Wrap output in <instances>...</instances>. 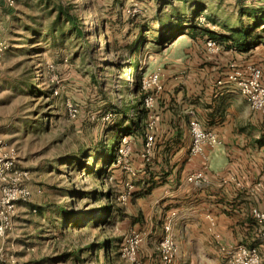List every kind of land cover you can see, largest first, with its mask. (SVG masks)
<instances>
[{"label": "rangeland", "instance_id": "rangeland-1", "mask_svg": "<svg viewBox=\"0 0 264 264\" xmlns=\"http://www.w3.org/2000/svg\"><path fill=\"white\" fill-rule=\"evenodd\" d=\"M59 6L71 7L83 33L58 18ZM258 8L264 10V0L16 1L2 36L10 47L0 65V113L14 125L5 139L20 168L31 172L33 196L21 204L11 235L12 253L21 259L17 264H136L122 255L132 231L143 236L137 263L162 264L161 226L156 229L150 216L153 203L136 190L135 165L145 164L142 134L126 135L129 155L114 163H104L98 152L125 136L113 125L141 96L134 92L138 75L142 82L159 72L161 88L153 90L159 95L167 65L183 62L209 73L213 61L223 57L206 53L210 32L226 34L224 25L237 28L250 21L243 9ZM198 9L197 38L181 35L156 43L163 23L175 25V16L185 14L188 25ZM132 55L136 68L130 65ZM105 242L108 252L99 247ZM74 250L78 255L70 256Z\"/></svg>", "mask_w": 264, "mask_h": 264}, {"label": "crops", "instance_id": "crops-1", "mask_svg": "<svg viewBox=\"0 0 264 264\" xmlns=\"http://www.w3.org/2000/svg\"><path fill=\"white\" fill-rule=\"evenodd\" d=\"M12 8L7 0H0V36L11 20ZM221 54L209 73L183 62L166 66L164 90L149 110L145 134L154 137L152 156L149 162L135 165L136 190L153 203L150 216L156 219L155 228L161 226L162 232L165 218L175 213L178 264H233L223 248L240 243L256 246L264 264V237L251 213L253 208L264 212V112L252 110L227 77L231 65L252 64L262 69L264 83V45ZM250 54L254 56L246 60ZM194 120L213 132L219 144L190 159ZM12 127L0 113L5 138ZM197 172H204L207 183L188 181ZM21 208L20 204L17 218ZM154 223L149 222L150 228ZM13 234L4 241L5 256L21 262L12 253Z\"/></svg>", "mask_w": 264, "mask_h": 264}, {"label": "built area", "instance_id": "built-area-1", "mask_svg": "<svg viewBox=\"0 0 264 264\" xmlns=\"http://www.w3.org/2000/svg\"><path fill=\"white\" fill-rule=\"evenodd\" d=\"M9 6L15 4V0H7ZM8 41L0 36V65L3 56L9 50ZM204 49L210 55H218L224 51V46L217 40L205 41ZM233 50V49H232ZM263 71L260 67L252 64L245 66L231 65L228 80L233 83L239 92L246 98L252 110L264 112V83L262 81ZM141 87L145 90L144 106L148 110L154 107L156 95L153 90H160V73L153 72L146 76ZM70 115H75L77 110L71 103L67 105ZM192 144L190 148V159L204 155L207 147L214 148L219 144L216 135L205 130L202 125L194 120L190 123ZM128 136H122L121 142L115 147V158L128 157ZM154 137L147 134L144 143V162H149L152 156ZM31 172L19 166V159L15 148L5 139L0 131V264H17L5 256L4 241L12 231L14 220L18 216L20 204L31 201L33 192L29 187ZM188 181L197 184L207 183L204 172H197L188 178ZM134 186H129V194L133 192ZM35 211V210H33ZM252 216L257 221L264 237V212L258 208L252 209ZM175 213H170L162 224V234L157 247V255L162 264H172L179 253V245L175 239L173 223ZM143 242V236L137 232H130L125 240L122 255L132 263H137V254ZM226 258L233 264H263L257 247L244 244L231 245L223 248Z\"/></svg>", "mask_w": 264, "mask_h": 264}, {"label": "trees", "instance_id": "trees-1", "mask_svg": "<svg viewBox=\"0 0 264 264\" xmlns=\"http://www.w3.org/2000/svg\"><path fill=\"white\" fill-rule=\"evenodd\" d=\"M15 4L10 7H15ZM71 7L64 8L63 6H59V13L58 18H65V20L71 24L72 28L76 30V32L83 33L81 26H77V17H75L70 12ZM259 11L253 9V11L243 9L241 11L242 15L248 16L250 21L241 22L240 26L237 28H229L228 26L224 25L225 31L229 32L226 34H219L220 36H216L214 34L209 35V38L217 40L219 43L227 44L224 48L228 50H236L241 52H248L255 49L258 45H264V10ZM200 10L198 9L194 12V16L188 18V25L184 24L185 14L175 16L177 18L175 25H170V20L168 24L163 23L162 27L158 31V40H156L157 44L167 43L169 41L174 40L178 36L187 35L191 38H197L199 31L197 30L196 26V18L199 15ZM240 19H243L242 16ZM208 19H212L211 16H208ZM261 26H263L261 28ZM257 29H260L257 32ZM162 31H164L162 33ZM208 33V30H204ZM225 50V49H224ZM130 65L134 68L138 66V59L136 56H130ZM136 88L134 92L138 95H141L137 98L136 102L132 105H129L125 108L121 113L120 120L113 125V129L117 130L118 132L124 133L125 135H132V134H142L144 137L145 142V134L147 128V122L149 118V110L145 108L143 102L144 97L146 96L143 94V90L141 87V75H138L135 82ZM133 110L132 114L130 111ZM115 144H111L110 146L104 147L102 152H98L100 159L105 160L104 163L111 164L114 163L116 160L115 158ZM91 173H95V170L92 168L90 169ZM98 174L103 172L102 170L96 171ZM104 247L108 252V243L105 242L103 244H99V247ZM78 250H74L70 252V256L78 255ZM109 258V256H107Z\"/></svg>", "mask_w": 264, "mask_h": 264}]
</instances>
